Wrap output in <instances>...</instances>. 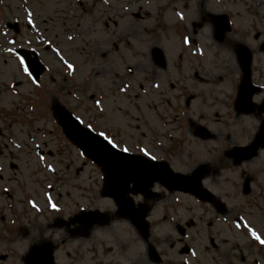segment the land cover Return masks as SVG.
<instances>
[{
  "label": "rangeland",
  "instance_id": "rangeland-1",
  "mask_svg": "<svg viewBox=\"0 0 264 264\" xmlns=\"http://www.w3.org/2000/svg\"><path fill=\"white\" fill-rule=\"evenodd\" d=\"M165 1L150 0L147 6L142 2L137 5L142 10L134 7L133 10L137 15L128 18L125 15L126 11H122L121 6H115V0H0V44H5L9 53L4 54L3 48L0 49V55L3 56L0 58V81L4 80L5 83H8L7 87L11 86V89L8 88L10 92L5 88L6 85L0 88V120L3 119L5 122L7 111L22 104L18 97L27 94L31 96L29 99H39L38 116H47L48 114L50 117L49 105L60 102L84 125H89L100 135L103 133V136L115 143L119 149L139 153L141 148H139L138 142L142 141L141 137L147 138L145 143L150 144L152 138L149 139L150 134L148 130L144 129L142 135L139 136L133 97L128 95L130 90H125L122 95L126 97L121 100L122 97L117 95L112 98L114 94L112 93L110 96L107 89L112 87L110 81L112 69L123 75L126 74V68H131L130 65H133L131 52L133 50L138 52V56L133 61H137L138 66L142 69L149 68L144 58L150 47H160L169 64L173 61L171 59H174L179 53V47L173 42L172 34V30L175 28L173 23L177 16L172 13L168 5L164 4ZM125 2L123 0L124 5ZM161 7L166 9L165 15L158 13ZM211 12L213 10L209 9L201 14L199 12V15ZM184 14L186 17L188 16L186 13ZM204 17L208 20V17ZM160 18L162 21L159 23ZM200 19L201 17L198 16L195 20L201 22ZM29 20L32 21L31 24H29ZM9 21L18 22L19 35L11 31L4 35L1 34L5 23ZM116 21L119 24L118 31L113 28V22ZM35 24L36 29H33ZM159 25L162 27L161 30ZM179 26L181 29L183 28L181 24ZM154 28L157 31L154 30L155 33L150 35L148 32H154L151 30ZM209 31L203 34L199 30L198 36L202 38L210 36L211 28ZM49 42L52 46L57 42L55 44L57 52H54ZM113 42L114 46L118 47L116 51H113V46L110 45ZM58 43L60 46L57 45ZM211 45V42L208 43L206 39L202 51L210 53ZM17 46H24L38 52L40 60L45 66V78L43 82H40V86L33 85L28 77H24L15 57L10 55ZM45 49L47 50L45 51ZM117 51L120 53L116 54ZM104 55H107L106 59H103ZM220 60L216 58L214 63L218 65ZM68 64L72 65L69 70ZM207 66H210L209 59ZM140 73L142 74V72ZM123 82L133 85L130 76ZM92 95L95 97L93 101L91 100ZM94 100L97 102L94 103ZM28 105H32V103ZM28 105L26 109H29ZM36 114V112L26 110L23 116H20L19 113L14 115L15 122L16 117L20 116V122L25 124L16 122L14 132L17 136L14 142L20 144L21 149L9 152L10 148L7 151L3 147L0 148V165L3 167L0 172V189L2 186L6 190L7 185H9V189H12L13 185L16 189L19 184L23 202L28 201L29 198L38 199L42 203L43 210H46L45 203L57 200L54 198L57 191L53 186L54 176L45 167L46 164L51 163L54 166L53 171L58 173L56 176L59 181L60 179L66 180L60 172V170L64 171L66 167L70 171H80L79 176L72 174L68 178L69 180L79 179L75 184H84L86 188L85 192L87 193L84 195L85 198L81 199L83 204L81 206L85 204L90 209L99 208L113 214L114 207L109 200L96 198L95 194L93 197L90 195L102 187L103 176L98 167L85 159L71 143L67 142L51 117L47 121L38 119L35 122ZM146 150L157 157L155 150ZM80 179L83 180V183ZM3 189L1 190L3 191ZM50 191L54 197L49 195ZM68 194L72 196L78 193L70 187ZM18 195L17 192L16 201H18ZM6 199L7 197L4 200ZM59 201L61 204L64 202L63 200ZM18 206L20 207L21 204ZM73 207L71 205V214L75 212ZM159 214L162 215V213ZM189 215L191 214L189 213ZM177 216H185L182 209ZM49 217L46 214H40L38 218L29 215L27 228L30 230V234L16 242L11 248L12 253L8 254L7 264L20 263L22 249L29 245V239L32 236L36 238L40 236L39 231L43 233L42 236L50 237L58 245L65 242L64 245H60L62 249L57 251L59 254L58 264H72L71 262L73 264H105L99 263V259L107 260L106 264H123L125 256L130 258L128 261L130 263L133 260L132 255L136 247L140 246L138 243L134 244L127 240L128 225L124 221L115 219L113 215L107 227L96 228L89 238L75 239L74 241L66 234L62 236V232L59 230L51 229L53 221ZM158 217L160 218L154 214V219ZM161 223L160 225L164 224L163 227L154 226L155 234L172 232L167 222L162 221ZM116 237H121L122 240L128 242L123 246ZM221 238L230 240L226 233ZM92 241L99 243L90 244ZM234 244L243 246L246 255L250 258L253 256L249 252L251 246L248 245L244 237H237ZM120 245L124 252L120 250ZM75 246L79 248L76 255L70 250ZM118 247L121 251L119 256H117ZM138 250L141 253L140 248ZM67 253L71 259L66 258Z\"/></svg>",
  "mask_w": 264,
  "mask_h": 264
},
{
  "label": "flooded vegetation",
  "instance_id": "flooded-vegetation-1",
  "mask_svg": "<svg viewBox=\"0 0 264 264\" xmlns=\"http://www.w3.org/2000/svg\"><path fill=\"white\" fill-rule=\"evenodd\" d=\"M244 1L243 13L264 21V0ZM204 21L205 18H202L201 22ZM224 36L226 66L211 68L210 71L214 72L208 74L204 72L200 59L184 57L180 68L184 75H179L176 78V83L183 85L179 88L176 97L171 93L170 81L164 82L163 92L165 95H155L154 111H158V108L170 109L169 115L164 114L165 121L172 125L184 124L187 126L183 134V137H186V142L208 151V160L205 162L207 166L205 169L207 170L200 180L201 191H195L192 196L178 191L168 192L156 183L152 187L153 195L150 199L141 195L133 196L135 204L138 205L143 202L149 207V211L145 214L149 223V236L147 242L144 241L139 236L134 224L123 220L129 228L127 240L140 245L136 247L132 255L131 264H155L151 261L154 256L159 257L158 264H264V244L253 238L251 232L248 231L250 228L260 237V240H264V151L259 152L255 163L234 165L232 161L224 158V154L229 148L247 145L256 135L258 126L261 124L260 121L264 120L263 45L260 43L256 46L257 53H250L249 79L258 90L251 88L254 91L250 97L253 104L252 112L244 115L234 111L233 106L238 93V86L242 80L238 47L242 45L246 35H239L230 31ZM239 40L242 42H238ZM175 108L177 113L174 112ZM242 123L249 127L242 136H250L248 142L244 144L237 142V138H240L239 128ZM196 125H201L211 131L212 138L202 141L195 137ZM237 127L238 129H236ZM231 128L232 130H230ZM193 169L175 171L189 174ZM175 195L183 199L178 208L183 210L185 216H177L178 210L173 211L177 215L174 217L176 222L169 223L172 232L155 234L153 227L155 224H152L153 220H151V216L154 215L152 213L158 211L166 214L167 208L165 207L171 205ZM204 208L205 210H203ZM60 209H63L65 214L58 213L56 216L52 214L54 212H51L48 215L49 218L70 216L71 201L63 202ZM20 210L23 211L21 208ZM7 212V207H0V264H7L8 254L12 253L11 248L16 242L30 234L20 211L16 212L14 218L7 215ZM178 212L180 213V211ZM191 212L194 216L189 215ZM240 215L241 218L237 222L239 229H231L230 223ZM191 218H194L192 219L193 223ZM166 219L167 217L162 215L161 220L157 218L154 221L161 223L162 221L165 222ZM54 224L55 222L52 223V225ZM184 225L188 227L186 229L180 227ZM65 231V234L73 240L74 235L75 239H81L80 234L83 230L74 227ZM74 231L76 232L73 234ZM39 232L40 236L38 238L32 236L29 239V245L22 249L19 264L25 261L27 253L34 243L41 242L44 236H42L41 231ZM225 233L230 240L221 238ZM241 236L251 246L249 248L251 255L255 253L261 258L254 257L251 259L250 256L246 255L243 246L234 244L237 237ZM48 239L52 240L50 237ZM116 239L123 246L128 242L122 240L121 237H116ZM54 243L56 242L54 241ZM64 243L59 245L56 243L53 254L57 264L59 260L57 251L62 249L60 245H64ZM148 246L155 252L150 251ZM138 248H140L141 253H139ZM120 250L124 252L121 245ZM120 250L118 247V256ZM192 251L193 255L189 256ZM66 258H70L68 253ZM129 259L125 256L123 262L130 264ZM71 263L73 264V262Z\"/></svg>",
  "mask_w": 264,
  "mask_h": 264
},
{
  "label": "water",
  "instance_id": "water-1",
  "mask_svg": "<svg viewBox=\"0 0 264 264\" xmlns=\"http://www.w3.org/2000/svg\"><path fill=\"white\" fill-rule=\"evenodd\" d=\"M28 66L29 69L31 68L33 76H35L38 73L35 62L29 59ZM54 110L68 138L83 150L90 159L95 160L102 167L104 174H106L105 189L103 191L105 195H111L113 185L120 180L115 177L116 175L132 174L133 178H136L138 175L143 176V173H146L145 171H155V167L139 157L128 158L127 155L123 156L117 151H113L104 141H100L93 134L77 126L70 117H67L64 111L57 107H54Z\"/></svg>",
  "mask_w": 264,
  "mask_h": 264
},
{
  "label": "snow or ice",
  "instance_id": "snow-or-ice-1",
  "mask_svg": "<svg viewBox=\"0 0 264 264\" xmlns=\"http://www.w3.org/2000/svg\"><path fill=\"white\" fill-rule=\"evenodd\" d=\"M28 22H29V24L32 23L31 20H29ZM69 39H71V37H69ZM187 42H188V41H187V38H186V39H185V43H187ZM54 51H55V50H54ZM21 64H23V61H21ZM68 67L71 68L72 65L69 64ZM25 71H27V70H25ZM121 90L123 91V89H121ZM101 135L103 136L104 134L101 133ZM108 143L111 144L113 148L116 147V144L113 143L111 140H109ZM124 151L126 152L127 149H124ZM140 151H141L145 156H148V155H149L144 149H140ZM149 159H155V158L149 156ZM33 207H35V205H33ZM53 210H54V211L57 210V209L55 208V206H53ZM248 231L251 232L253 238H255L256 240H259L261 244H264V240H260V237H258L254 231H252L250 228L248 229Z\"/></svg>",
  "mask_w": 264,
  "mask_h": 264
}]
</instances>
